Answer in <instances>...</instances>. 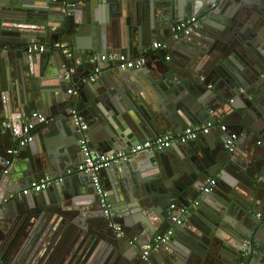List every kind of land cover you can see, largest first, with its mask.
<instances>
[{
    "label": "water",
    "instance_id": "water-1",
    "mask_svg": "<svg viewBox=\"0 0 264 264\" xmlns=\"http://www.w3.org/2000/svg\"><path fill=\"white\" fill-rule=\"evenodd\" d=\"M54 5L35 12L32 0H0V190L7 178L17 180L16 192L45 172L57 177L62 166L71 167L69 157L80 152L74 109L89 120L98 153L129 149L187 127H215L217 117L239 139L229 151L227 135L211 132L100 171L123 238L103 216L91 175L75 173L7 205L1 200L10 194H0L1 261L264 264V0H58ZM192 14L198 17L196 27L164 50L153 49L164 30ZM123 21L131 29L121 36ZM45 39L68 43L76 55L66 59L57 51L60 59H54L52 49L30 52L32 42ZM102 53L145 56L147 63L139 70L102 72L96 84L82 82L93 73L88 57ZM153 54L155 63L149 60ZM72 84L76 94L69 95ZM14 110L25 116L39 110L49 122L39 131L43 140L37 134L29 144L34 156H42L28 153L21 161L20 152L2 175L16 137L2 122L10 121ZM212 178L217 184L200 200L196 226L177 229L168 247L144 260L145 250L139 252L130 240L142 237L150 252L152 237L171 227V204L195 199ZM137 204L148 211L151 224L134 214Z\"/></svg>",
    "mask_w": 264,
    "mask_h": 264
},
{
    "label": "built area",
    "instance_id": "built-area-1",
    "mask_svg": "<svg viewBox=\"0 0 264 264\" xmlns=\"http://www.w3.org/2000/svg\"><path fill=\"white\" fill-rule=\"evenodd\" d=\"M55 2L57 0H54ZM198 17H189L181 22L173 24L171 27L172 36L175 39H178L180 35L186 34L191 31L194 27L197 26ZM30 52L45 53L48 49H54L56 51H61L67 59H72L74 53L71 52L70 45L64 42L56 43H44V42H32L29 45ZM166 45L164 42H155L153 44L154 50H164ZM88 62L93 65L92 75L82 82L94 83L98 80L99 75L101 74V67L99 64L106 63L114 65L116 68L121 70L128 69H142L146 63L147 59L145 56H139L137 58L131 57L127 54H117V53H108V54H94L88 57ZM73 69H70L66 73V79L71 80ZM75 86V85H74ZM72 86L68 90V94H76V88ZM73 123L77 128L79 134V146L82 154V162L76 168V170H68L65 176L61 177H52L44 176L40 180L32 181L27 187L21 191H16L9 196L2 198V204L7 205L14 199L28 196L29 194H37L47 190L55 183H60L65 180V177L71 176L75 173H84L86 175L92 176V182L94 185L95 193L97 196L98 203L102 208L103 216L106 220L110 222V226L115 230L116 236L118 238H123L126 236V232L119 225L113 223L115 218L114 207L110 201V197L105 190L102 181L100 179L99 173L102 170L109 169L114 165L127 162L132 158H136L145 153L150 152H162L168 148L173 147L174 145H184L188 142H193L201 136H207L210 134L214 126H193L187 127L179 133H166L154 140H147L137 143L129 149L121 150L118 152L112 153H98L95 151L90 144V138L87 134L89 125L84 120V117L80 114L77 109L71 111ZM25 117V116H24ZM49 122L47 116L42 112L34 111L30 113L23 122L13 123L11 121H3L2 127L4 130H11L12 134L15 137V143L10 150L7 151L9 156L8 159L4 160L3 165L5 170L2 175L9 173L8 169L11 167L13 158L20 154L21 150L26 148L29 144L33 143L35 140V129L39 125H44ZM220 131L227 134L226 137V148L229 151H233L236 147L237 141L239 139L238 134L228 131V127L224 124L219 127ZM19 135V138H18ZM217 184L216 179H208L201 189L199 195L185 204L177 205L176 203L171 204V210L178 211L180 216L174 218L173 226L170 227L163 233L157 234L152 239V248L150 252H144L143 259L147 260L151 252H157L161 250L164 246L168 245L171 239L174 237L176 230L183 225L185 217L188 216L193 210H196L200 206V200L204 195L209 194L213 187ZM261 215L259 214L258 217ZM139 242L138 237H134L130 240V245H136ZM0 264H4L0 259Z\"/></svg>",
    "mask_w": 264,
    "mask_h": 264
},
{
    "label": "crops",
    "instance_id": "crops-1",
    "mask_svg": "<svg viewBox=\"0 0 264 264\" xmlns=\"http://www.w3.org/2000/svg\"><path fill=\"white\" fill-rule=\"evenodd\" d=\"M33 1V5H34V11L35 12H39V11H41V10H44V9H47V10H50V9H52L53 8V6H55L54 4L55 3H57L58 2V0L55 2L54 0H32ZM218 3V2H217ZM214 6V4L212 5V7ZM44 13V12H43ZM128 17V16H127ZM190 17H197V15H195V14H192ZM126 18V17H125ZM189 18V17H188ZM8 19H9V16H8ZM187 19V18H186ZM5 20V19H4ZM0 21H1V18H0ZM6 22H8V20L6 19L5 20ZM115 25H116V23H115ZM130 29H131V26H129L127 23H126V21H123L122 23H120L119 25H118V31L120 32V34H121V36L122 35H127V33H130ZM163 33H164V35H161L160 36V38L161 39H158V40H156V42H164V44H167V42H168V44H170V46H171V43H172V41L174 42V40H177V39H175L173 36H172V33H171V30L169 29V30H164L163 31ZM165 37V38H164ZM44 43H52L51 41H48V39H45L44 40ZM173 44V43H172ZM70 48H71V52H73L74 53V56L76 55L75 54V51H74V49L70 46ZM173 50L172 49H170L169 50V55H172V59H173ZM50 54L51 55H53L52 57H54V59H60V56L58 55V52L56 51V50H50ZM102 54H107V53H102ZM158 54V53H157ZM154 55L155 54H153V55H151L150 57L151 58H149V60H150V62H152V63H155V58H154ZM64 57H65V55H63ZM77 56H80L79 54H77ZM131 57H132V55H131ZM66 58V57H65ZM67 59V58H66ZM65 60V59H64ZM103 67V66H102ZM102 69V71H101V73L103 72L104 74L106 73V74H111V73H113V72H115V70L116 69H118V68H116L114 65H111V64H106V66H104V68H101ZM104 69V70H103ZM100 76V75H99ZM98 80H99V77H98ZM98 80L96 81V82H94V83H91V84H96L97 82H98ZM86 83H90V82H86ZM88 85L89 84H86V86L84 87V89H86L87 90V87H88ZM72 86H74V84H72ZM72 86H70L69 87V89L68 90H70L71 88H72ZM75 88H76V85L74 86ZM80 88V87H79ZM82 88H80V90H81ZM67 93H68V91H67ZM70 95V94H69ZM73 95V94H72ZM19 110L16 108V112H18ZM35 111H37V112H41V111H39V110H35ZM15 112V110L13 111V116L11 117V119H10V121L11 122H13V123H18V121L19 122H23L22 120V118H26L27 116H25V115H20V114H18V113H16ZM43 113V112H42ZM30 114V113H29ZM5 115H7L8 116V114L6 113ZM25 116V117H24ZM83 116V115H82ZM84 117V120L86 121V123L89 125V120L88 119H86V117L85 116H83ZM9 121V119H7V118H5V119H3V121ZM216 121H217V126H215L214 128H213V130L211 131L212 133H213V135L212 136H215V137H218L219 135H223L222 133H224V132H222V131H220V129H219V127L221 126V125H226L227 127H228V131H229V133L230 132H232V133H236L237 134V132H235V131H233V130H231L230 128H229V125L224 121V120H222L221 119V117H217L216 118ZM45 128H44V125L43 126H39L38 127V129H37V133L35 134V136L38 134L39 136H40V138L43 140V135H42V132H39V131H42V130H44ZM89 129H90V126H89V128H88V132H87V134L89 135V138H92L93 137V135L91 134L92 132L91 131H89ZM211 132H210V134H211ZM209 134V135H210ZM226 134V133H225ZM224 134V135H225ZM227 135V134H226ZM204 137V136H203ZM12 140V142H13V145H14V143H15V139H14V137H13V139H11ZM140 142H142V141H140ZM33 143H35V140H34V142ZM189 143H192V142H188V143H186V144H184V145H187V144H189ZM90 144H91V147L94 149V147H93V145H92V142L90 141ZM53 145H56V143H54ZM178 146H180V145H178ZM183 146V145H182ZM35 149H37V147L35 148ZM95 150V149H94ZM29 151V152H28ZM32 150H31V146H27L26 148H24L22 151H21V153H23V154H25L24 155V158L23 159H21V161H24V160H26L27 158H25V157H27V155H28V153H29V155H31L32 157H41L42 155L40 154V155H37V156H34V154H37V153H32L31 152ZM96 151V150H95ZM121 151V150H120ZM20 153V154H21ZM143 155V154H142ZM170 155L169 154H165L164 155V159L167 161V160H170ZM70 158V161H69V164L71 165V167H66V169L64 168V169H61V168H63V166L60 168V170H61V175H59V176H57V177H61V176H65V174H66V172L68 171V170H76V168L81 164V162H82V159H83V157H82V154H81V151L79 152V154L78 155H76V156H74V157H69ZM17 162H18V160H17ZM17 166H18V164H16V168H17ZM43 175V177L44 176H52V177H56V176H54V175H51V174H49V173H47V172H45V173H43L42 174ZM74 175V174H73ZM73 175H71V176H68V177H72ZM56 177V178H57ZM66 178V177H65ZM41 178H37V179H35V180H33V181H36V180H40ZM16 182H17V180L15 179V177H11V178H7L5 181H4V183L1 185L2 186V189L0 190V194H2V196H7V194H13V193H15V191L14 192H12L13 191V188H14V185L16 184ZM25 187H27V186H24L22 189H24ZM21 189V190H22ZM20 190V191H21ZM31 195H34V194H31ZM27 197H29V196H27ZM173 202V201H172ZM17 203L18 202H16L15 203V205H17ZM138 206H140V205H138L137 204V208L136 209H134V214H139V216L141 217V219L143 220V221H146L145 223H150V219H151V217H150V214L148 213V211H146V209H141V208H139ZM114 207V206H113ZM199 209V208H198ZM198 209H196V210H193L191 213L192 214H190V216H188V218H187V216H186V218L188 219V221L186 220H184V223H183V225L182 226H180L179 228H181V227H185V228H187V229H192L193 227H195L196 225H195V223H197L196 222V216H197V210ZM147 212V213H146ZM168 213L170 214V215H173L174 217L172 218V219H170V217H168V224L172 227L173 226V220H174V218H178L179 216H180V214H179V212L178 211H174V210H171V209H169V211H168ZM168 214V215H169ZM199 216L201 217V215L199 214ZM198 217V216H197ZM119 219H122L121 217L119 218ZM191 219H193V222H191ZM152 220V219H151ZM153 221V220H152ZM154 221H158V220H154ZM165 221V220H164ZM158 223H159V221H158ZM187 223V224H186ZM151 224V223H150ZM163 224H165L164 222H162L161 223V225H163ZM160 225V226H161ZM153 226V225H152ZM178 228V229H179ZM138 238H139V241L141 242V240H142V243H140V245H139V243H137L136 245H133V246H135V248H137L138 250H139V252H141V251H144V252H146V250L148 249V244L146 243V241L147 240H145V239H142V237H140V236H138ZM152 239H153V237H152ZM144 240V241H143ZM166 247H168V246H165L162 250H164ZM158 257H160V256H158ZM157 263L158 264H162V263H159V261L157 260Z\"/></svg>",
    "mask_w": 264,
    "mask_h": 264
}]
</instances>
